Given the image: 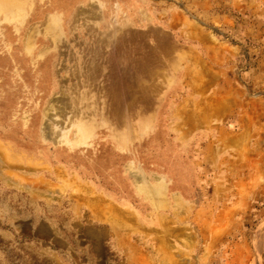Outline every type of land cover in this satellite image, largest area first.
Returning a JSON list of instances; mask_svg holds the SVG:
<instances>
[{
    "label": "rangeland",
    "instance_id": "1",
    "mask_svg": "<svg viewBox=\"0 0 264 264\" xmlns=\"http://www.w3.org/2000/svg\"><path fill=\"white\" fill-rule=\"evenodd\" d=\"M63 3L73 0H0V264H264V0H141L135 14L118 5L89 21L62 17ZM37 8L45 17L35 22ZM69 24L81 28L63 32ZM119 36L125 48L113 50ZM238 42L237 66L218 58ZM98 52L112 59L106 76L118 96L90 86L85 71ZM214 81L203 97L193 93ZM199 99L232 110L210 113L200 131V207L107 208L69 171L80 158L132 159L135 145L166 156L173 137L185 149L192 136L178 139L176 110L197 112ZM226 132L237 148L219 154Z\"/></svg>",
    "mask_w": 264,
    "mask_h": 264
},
{
    "label": "crops",
    "instance_id": "2",
    "mask_svg": "<svg viewBox=\"0 0 264 264\" xmlns=\"http://www.w3.org/2000/svg\"><path fill=\"white\" fill-rule=\"evenodd\" d=\"M140 1L141 0H73V3H63L61 5L55 4V6H58L61 9L59 12L62 17L66 18L70 16L69 21H71L74 15L76 16L77 14V20L79 17L87 14L85 18L89 21L93 18L91 16H94L97 11L102 13V17H109L108 10L110 7L115 8L118 7V5L122 9L129 11L133 10L135 14V10L141 8ZM104 6L106 12H102ZM81 7H87V10L81 9ZM36 12L37 14L35 13V15H33V17L36 18L35 22L41 21L45 15L39 8H37ZM53 19L57 22L58 17H53ZM63 26V32H78L81 28L79 25L69 24ZM86 31L94 33L100 30H97L95 25H89L86 26ZM129 32L140 33L137 30L130 29ZM121 33L124 35L126 30H122ZM119 40L120 36L117 38L116 44L111 43L110 46L113 50L125 48L124 42L120 43ZM63 45L65 44H62V46ZM229 48H231V53L227 52L223 48L219 51L218 58L223 61L230 60L233 65L237 66L239 63L237 59V49L241 48L240 43L238 42L237 45H230ZM207 54L210 58H212V55L209 52ZM231 54H233V56H231ZM9 61L12 65L14 64L13 57L9 59ZM90 63L91 64L86 67L85 73L88 81L91 83L90 86L94 91H96V95L99 97H114L120 95L119 93L114 92V90L111 92V89L113 88L110 83L111 78L106 76L108 73H111V71H115V69L106 67L108 64L112 65V59L108 57L106 60L105 57H102V53L98 52L96 55H93ZM57 64L58 62L56 58L53 59L52 65H54V68ZM40 65H45L44 59L39 62V66ZM114 65L115 64H113V66ZM121 65H124V62H122ZM52 72H54L53 69ZM40 73L46 75V69H41V72H39V78H41ZM222 76L220 87L214 94L216 97L219 96L220 104L222 103L221 98L222 100L227 98V85H225L227 75L223 73ZM117 80L119 81V78ZM38 81V85L40 87V79ZM214 83L215 81L212 85H204L200 87L199 90L193 91V93L197 92V95L203 97V95L211 88V86H213ZM119 89L120 85L118 84L115 90ZM205 101L206 100L202 101L201 99L198 100L197 112L193 109L189 111L187 108L188 106L185 104L181 106L182 110H179V107L176 110V112L178 114L180 113L182 116V120L176 123L177 126H173V128L182 130V132H180V138L178 139L186 140L192 136L191 139L188 140L189 143L187 142L188 145L186 144L187 147L185 149L181 147L182 145L175 137H173L170 145L172 152L167 153L166 156L162 153L153 155L148 152H144L142 148L140 149L141 146L135 145V153H131L132 159L119 151L113 152V154L109 155V157L108 155L106 157L101 155L103 161L101 165L90 164L86 158H80V162L78 163L71 162L69 171L71 173L75 172L81 180H83L82 178H84V180L89 179L95 188L100 190L102 194V197H95V203L105 202L107 203V208L148 210L153 208L173 209L183 207L190 209L200 207L199 205L202 203L200 200L201 190H203V194L205 195V187L201 185L205 174L200 171L199 166L202 158H205L206 141L208 140L204 132L200 131H203L201 129H205L210 126H207L206 123V118L209 117L210 113L219 114V117H224L227 116V114L232 113V110H213L210 107H205ZM208 101H211V99H208ZM201 105L204 106V108H202ZM196 131H198V133H195ZM225 135L227 136H223L217 140V143L215 142L219 145V154L222 153V147L235 150L237 148V142L239 141L237 134H229L226 132ZM262 139L264 142V136ZM146 150L148 151V148ZM195 150L198 152H195ZM263 150L264 148L262 151ZM212 152L216 153L217 151L214 148ZM130 165H132V168L135 171L129 170L132 169ZM203 172L205 173V170H203ZM84 189L86 193L95 194L91 188ZM252 191L253 190H251V192ZM166 193H168L169 199ZM89 194H86L87 198L89 197ZM249 201H251V205L253 206V195H251ZM178 203L179 205H176ZM182 203L186 205H182Z\"/></svg>",
    "mask_w": 264,
    "mask_h": 264
},
{
    "label": "bare ground",
    "instance_id": "3",
    "mask_svg": "<svg viewBox=\"0 0 264 264\" xmlns=\"http://www.w3.org/2000/svg\"><path fill=\"white\" fill-rule=\"evenodd\" d=\"M109 97V96H108ZM112 97V96H111ZM113 105V104H112Z\"/></svg>",
    "mask_w": 264,
    "mask_h": 264
}]
</instances>
